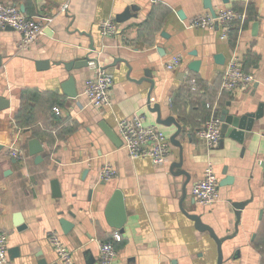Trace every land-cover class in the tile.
Returning a JSON list of instances; mask_svg holds the SVG:
<instances>
[{
  "label": "crops",
  "instance_id": "1",
  "mask_svg": "<svg viewBox=\"0 0 264 264\" xmlns=\"http://www.w3.org/2000/svg\"><path fill=\"white\" fill-rule=\"evenodd\" d=\"M4 1L26 16L52 19L26 49L20 48L19 32L0 29V98L8 101L0 110V233L8 238L10 264H62L49 242L51 232L58 233L75 264H88L91 258L101 264L100 244L107 242L117 250L112 264H218L217 243L184 211L200 216L225 239V264H264V116L253 126L252 144L222 138L210 149L197 136L224 110L242 116L264 106V0H211L216 13L228 8L246 14L244 26L239 24L227 40L218 29L190 26L194 18L210 13L205 0ZM107 20L115 22L114 35L101 32ZM235 55L257 82L229 92L222 87L223 75ZM174 56L183 63L168 71L166 64ZM88 57L113 76L109 107L93 108L85 96L95 77L91 64L66 69ZM194 61L201 62L198 72L189 69ZM147 73L154 85L144 80ZM71 76L78 93L74 99L63 90ZM149 96L152 107L161 106L163 119L173 117L182 127V149L171 143L161 165L132 159L101 128L103 124L119 135L120 121L141 116L171 141L177 127L157 123ZM31 139L40 141L42 160L29 154ZM13 149L22 156L12 157ZM181 161L182 168H173ZM209 163L219 179L220 198L203 206L192 189ZM107 166L115 176L103 181L100 173ZM182 170L189 179L174 174ZM227 177L233 183L220 186ZM55 180L60 197L53 196ZM116 190L125 199L123 231L110 227L105 215ZM238 202L248 203L239 226L233 207ZM18 214L22 230L15 224ZM60 219L74 228L65 234ZM117 233L121 242L113 241Z\"/></svg>",
  "mask_w": 264,
  "mask_h": 264
},
{
  "label": "built area",
  "instance_id": "2",
  "mask_svg": "<svg viewBox=\"0 0 264 264\" xmlns=\"http://www.w3.org/2000/svg\"><path fill=\"white\" fill-rule=\"evenodd\" d=\"M51 18H36L26 16L19 7L8 5L0 0V29L12 28L20 33L22 39L20 48L26 49L38 41L44 35L46 23ZM246 14L239 13L235 9H223L213 17L210 13L200 15L190 22V26L197 29L210 31L219 30L221 39L227 40L231 33L239 26H244ZM101 32L104 36L116 33L114 20H107L101 24ZM183 60L180 56H174L166 64L168 71H175L181 67ZM95 70V77L87 83L85 96L89 105L93 108H105L111 106V88L114 83L112 74L97 62L90 63ZM257 82L253 73L243 69L240 57L233 56L223 75V89L234 92L238 89H246ZM56 115H61L58 108L54 109ZM118 136L123 147L132 159H150L153 164L161 165L167 161L171 150V142L166 134L157 125L146 124L144 117L134 116L118 123ZM197 136L206 142L210 149L216 148L222 140V122L220 117L214 115L197 132ZM11 156L19 158L22 152L13 149ZM115 176V171L107 166L102 169L100 179L108 181ZM193 196L203 206H212L219 201V179L213 164L209 163L204 171L203 179L192 189ZM48 239L57 253L62 264H75L72 252L67 248L58 233L51 232ZM113 241L121 242L122 236L115 234ZM8 238L0 233V264H10ZM117 258V250L113 242L100 244V263L112 264Z\"/></svg>",
  "mask_w": 264,
  "mask_h": 264
},
{
  "label": "water",
  "instance_id": "3",
  "mask_svg": "<svg viewBox=\"0 0 264 264\" xmlns=\"http://www.w3.org/2000/svg\"><path fill=\"white\" fill-rule=\"evenodd\" d=\"M223 3L228 4L229 0H223ZM205 8L209 10L210 14L213 17L217 16L216 10L214 9L211 0H205ZM129 15V12L122 15V18L118 17V21H122L125 19L126 16ZM179 15L183 17V13L179 12ZM258 24L254 25V30H257ZM12 29V28H8ZM195 55L197 53H194ZM219 57L216 58V60L219 62ZM91 62H97L95 59H91V57H88L85 60L78 61V62H71L69 64H66V69L68 71H71L72 69H80L83 67H88ZM1 63V58H0ZM41 64V63H40ZM42 66H45L47 64L42 63ZM1 66V64H0ZM201 66L200 61H194L189 65V69L193 72H198ZM145 81H149L152 85H154V81L151 79V74L147 73L146 77L144 79ZM63 90L69 98H76L78 93L75 87V79L73 76H71L67 82L63 85ZM8 107V101L0 98V110L6 109ZM148 108L151 112L157 113V123L164 126H171L175 125L177 127V133L171 138V143L180 149H182V145L180 141H178V138L180 134L182 133V127L181 125L173 118L168 117L167 119L162 118V110L160 105H155L152 107L151 102V96L148 97ZM264 116V106L260 105L258 111L256 113L247 112L242 116H236V115H229V111L224 110L221 112L220 120L222 122V138L223 140L226 138L232 139L233 141L245 146L247 143L252 144L254 142L253 138L251 137L253 126L256 122H259ZM102 130L107 135V137L116 145L121 146L122 142L118 135L108 126L101 125ZM29 146V154L33 157H36V161L42 160V152L43 147L38 139H31L28 143ZM182 161L180 163H176L173 165V168L180 169L182 168ZM176 176H185L187 179L190 178L189 174L186 171H179L174 173ZM233 179L230 177H227L225 181H223L220 186H224V184H232ZM53 188V196L54 197H60L61 196V189L59 186L58 181H54L52 183ZM248 203L245 202H238L233 203V207L236 209V215H237V226H239L241 221V214L242 211L245 209ZM184 213L195 222L196 228L200 232H209L211 237L215 240L218 246V264H225L224 261V255L222 250V244L225 241V239H220L215 230L210 227L209 225L205 224L200 216L197 215H190L189 213ZM106 220L110 227L123 231L124 226L127 222V211L125 206V199L122 191L116 190L111 197L107 209L105 212ZM63 231L65 234L69 233L73 228L74 225L67 221L66 219H60L59 221ZM15 224L18 227L19 230H22L25 228V225L23 224L22 216L21 214H18L15 216ZM232 238V237H230ZM90 253V252H88ZM91 254V253H90ZM92 259V260H91ZM88 261V264H94L95 259L91 258ZM45 264V263H43Z\"/></svg>",
  "mask_w": 264,
  "mask_h": 264
}]
</instances>
